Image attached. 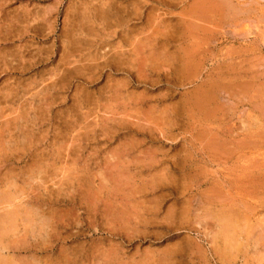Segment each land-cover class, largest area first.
<instances>
[{"label":"rangeland","instance_id":"374dc122","mask_svg":"<svg viewBox=\"0 0 264 264\" xmlns=\"http://www.w3.org/2000/svg\"><path fill=\"white\" fill-rule=\"evenodd\" d=\"M0 202V264H264V0H0Z\"/></svg>","mask_w":264,"mask_h":264},{"label":"bare ground","instance_id":"6f19581e","mask_svg":"<svg viewBox=\"0 0 264 264\" xmlns=\"http://www.w3.org/2000/svg\"><path fill=\"white\" fill-rule=\"evenodd\" d=\"M198 99H199V98H198ZM33 168H34V167H33ZM42 175H43V174H42ZM128 177H129V176H128ZM114 180H115V179H114ZM110 183H111V182H110ZM81 185H82V184H81ZM11 187H12V186H11ZM2 200H3V199H2ZM9 202H10V201H9ZM2 203H3V202H2ZM11 203H12V202H11ZM0 204H1V202H0ZM8 204H9V203H8ZM11 205H12V204H11ZM14 209H15V208H14ZM21 209H22V208H21ZM172 209H173V208H172ZM2 210H3V208H2ZM12 210H13V209H12ZM16 211H17V210H16ZM18 211H19V210H18ZM13 212H14V211H13ZM9 213H10V212H9ZM5 215H6V214H5ZM9 215H11V214H9ZM16 216H17V215H16ZM12 217H13V216H12ZM12 217L10 216V219H12ZM17 217H18V216H17ZM129 217H130V216H129ZM205 217H206V216H205ZM2 218H3V216H2ZM4 218H6V217L4 216ZM15 218H16V217H15ZM216 219H217V218H216ZM0 220H1V219H0ZM7 220H8V219H7ZM222 220H223V219H222ZM1 221H2V220H1ZM11 221H13V220H11ZM16 221H17V219H16ZM16 221H15V222H16ZM1 223H2V222H1ZM6 223H7V222H6ZM263 223H264V222H263ZM4 224H5V223H4ZM4 224H3V225H4ZM10 224H11V227H10V228H13V227H12V222H11ZM229 224H230V223H229ZM231 224H232V223H231ZM8 226H9V225H8ZM15 226H17V225H15ZM219 226H220V225H219ZM4 227H6V226L4 225ZM223 227H224V225H223ZM5 229H6V228H5ZM12 230H13V229H11V231H12ZM216 230H217V229H216ZM2 231H5V230H2ZM9 231H10V230H9ZM221 231H222V230H221ZM223 231H225V228H224ZM6 232H8V231H6ZM6 232H5V233H6ZM238 232L240 233V231H238ZM0 233H1V229H0ZM2 233H3V232H2ZM2 233H1V234H2ZM222 233H223V232H222ZM3 234H4V233H3ZM6 234H7V233H6ZM8 234H9V233H8ZM241 238H242V237H241ZM189 243H190V242H189ZM174 247H175V246H174ZM187 247H188V246H187ZM179 249H180V248H179ZM179 249H178V250H179ZM234 249H235V248H234ZM174 250H176V249L174 248ZM178 250H177V251H178ZM167 252H168V251H167ZM179 252H180V251H179ZM181 252H182V251H181ZM184 252H185V251H184ZM168 253H169V252H168ZM171 253H172V250H171ZM175 253L178 254L177 252H175ZM175 253H174V254H175ZM179 254H180V253H179ZM175 256H176V255H175ZM171 257H172V256H171ZM172 258H173V257H172ZM6 262H7V261H6ZM171 262H172V261H171ZM152 264H154V263H152ZM162 264H163V263H162Z\"/></svg>","mask_w":264,"mask_h":264}]
</instances>
